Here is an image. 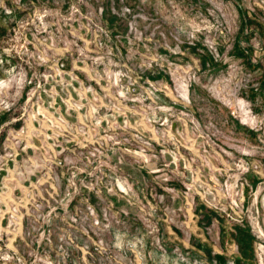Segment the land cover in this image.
<instances>
[{
    "label": "rangeland",
    "instance_id": "1",
    "mask_svg": "<svg viewBox=\"0 0 264 264\" xmlns=\"http://www.w3.org/2000/svg\"><path fill=\"white\" fill-rule=\"evenodd\" d=\"M0 264H264V0H0Z\"/></svg>",
    "mask_w": 264,
    "mask_h": 264
}]
</instances>
